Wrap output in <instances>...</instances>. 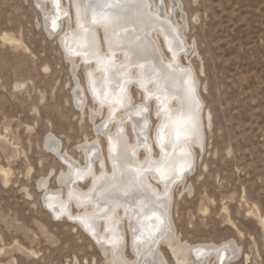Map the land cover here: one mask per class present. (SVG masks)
<instances>
[{
	"label": "rangeland",
	"instance_id": "1",
	"mask_svg": "<svg viewBox=\"0 0 264 264\" xmlns=\"http://www.w3.org/2000/svg\"><path fill=\"white\" fill-rule=\"evenodd\" d=\"M163 3L176 4L174 26L188 50L181 63L196 74L205 126L202 148L191 154L194 170L171 195L177 246L232 242L237 257L227 264H264V0ZM56 6L69 12L64 30L75 29L72 1ZM51 9L50 0H0V264H110L109 252L63 214L68 168L59 155L84 167L79 146L97 140L108 160L107 140L96 131L107 110L91 118L98 103L87 69L79 55L68 57L60 34L47 32L44 13ZM77 86L84 90L82 106ZM131 91L135 103L142 102V92ZM151 119L153 138L158 122ZM79 187L89 191L90 181ZM69 209L72 216L81 212L73 203ZM126 237L122 257L132 260ZM161 251L175 264L167 246Z\"/></svg>",
	"mask_w": 264,
	"mask_h": 264
},
{
	"label": "bare ground",
	"instance_id": "2",
	"mask_svg": "<svg viewBox=\"0 0 264 264\" xmlns=\"http://www.w3.org/2000/svg\"><path fill=\"white\" fill-rule=\"evenodd\" d=\"M50 1L52 9L44 13L47 32L60 34L71 60L76 55L82 59L88 87L98 103L91 118L103 108L107 110L106 120L96 131L107 140L108 160L97 140L79 146L85 153L84 167L71 157L58 154L68 168L63 176L68 199H60L66 209L73 203L81 211L78 216L66 209L59 213L77 220L109 252L110 264H168L162 246L169 248L175 264H210L211 259L216 264H227L235 259L238 250L232 242L177 246L170 218L173 189L193 172L195 162L191 154L194 146L202 148L205 127L199 120L203 116V101L200 102L195 86L196 74L181 63L188 50L180 40L183 33H178L174 26L176 4L166 7L163 0L159 4L153 0H71L75 29L67 25L64 30L63 21L69 12L66 15L65 9L55 8L60 0ZM133 87L142 92V102L135 103ZM75 95L82 106L83 88L75 87ZM152 116L158 122L153 138L148 133ZM165 123L167 128H163ZM127 125L133 133L132 141ZM162 128L163 141L159 138ZM47 139L53 142L52 136ZM155 147L159 158L154 156ZM140 152L144 157H140ZM77 167L82 174L76 173ZM86 180L91 184L87 192L79 187ZM60 194L53 197L59 199ZM126 235L132 260L122 257Z\"/></svg>",
	"mask_w": 264,
	"mask_h": 264
},
{
	"label": "snow or ice",
	"instance_id": "3",
	"mask_svg": "<svg viewBox=\"0 0 264 264\" xmlns=\"http://www.w3.org/2000/svg\"><path fill=\"white\" fill-rule=\"evenodd\" d=\"M169 122H171V121H169ZM167 127H168V123H165L164 126H163V128H167ZM163 128L161 129V133L159 135V138H160L161 141H163V139H164ZM175 135H176V139L179 140V138H180V132H179V130L176 131Z\"/></svg>",
	"mask_w": 264,
	"mask_h": 264
}]
</instances>
